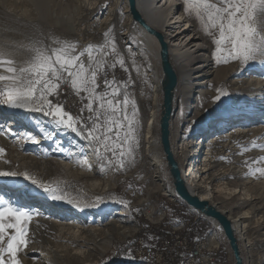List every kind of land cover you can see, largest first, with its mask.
Segmentation results:
<instances>
[{
  "label": "bare ground",
  "instance_id": "6f19581e",
  "mask_svg": "<svg viewBox=\"0 0 264 264\" xmlns=\"http://www.w3.org/2000/svg\"><path fill=\"white\" fill-rule=\"evenodd\" d=\"M30 1H33L43 17L44 0ZM77 4L80 6L79 14L85 26L84 34L74 38L78 50H83L89 44H102L104 42L103 34L111 28L121 54L128 56L126 50L132 48L145 68L149 69L148 76L151 77L153 84V98L152 106L148 112L149 120L145 125L146 134L141 141L142 158L149 162V168L153 171V181L157 183L160 191L159 195L167 196L173 200L178 199L173 186L166 185L161 180V174H164L167 181L170 182L158 138L161 101L160 98L158 101L157 99L158 95H161L162 73L157 39L133 20L128 0H80ZM105 4L107 8L102 7ZM184 6L183 0H135V9L141 21L161 35L167 49L168 61L176 75V87L173 92V116L169 130L172 154L178 164L182 179L188 190L199 201L208 202L230 220L243 264H245V254H252V231L256 232L264 228L260 226L255 229L245 210L243 212L242 209H239L237 214L232 215L231 210L226 209L220 202L222 200L215 201L213 199L214 194H221L222 189L217 186L212 188V185H217L218 181H227L229 178H227L226 171L219 170L220 172L217 173L216 167L219 159L213 161L216 155L212 149L216 144H222L224 147L227 142H230L232 148L229 154L237 164L233 167L235 173L233 177L247 183V187L252 186L250 185L252 180H260L262 183L260 186H264V178H253L248 174L249 166H258L253 164V161L264 157V151L257 148L240 155L243 148H251L253 141L264 144V78H262L264 72L259 66L250 65L241 68L238 62L217 64L212 55L214 45L211 42V37L203 33L194 14L189 16L183 11ZM22 16H24L23 13L12 16L0 5V41L5 37L11 39L17 30L22 26H27V22ZM134 24L139 25L143 34L133 28ZM130 37L137 39L133 40ZM0 86L3 87L2 84ZM217 89H224L229 95L214 103ZM5 110L8 111L5 113L0 111V125H3L8 118L12 119L10 120L12 123L9 124L12 129H22V133H30L35 136L41 133L43 136L53 137V140H44L39 135V143L34 144V146H39V149L27 156L21 154L13 156L14 162H19L21 167L30 162L36 167L46 168L47 171L60 169L77 178L94 179L97 172H89L86 168H80L74 162H69L68 159L69 155H89L90 162L95 164L94 157L87 149L84 153H79L81 145L84 144L83 141L71 133L66 134L55 128L47 118L40 114H36L35 117V120L41 121L40 129L32 131L30 124L24 118L27 112L7 108ZM174 123L178 125L176 129ZM41 130L43 132H40ZM16 140V145L20 149L24 144L31 147L29 146L30 142H25L21 138ZM54 141L62 142L65 149L70 152H57ZM0 143L9 147L5 135L0 136ZM44 153H48V155L45 156ZM245 161L248 162L247 165ZM188 162L190 164L187 166ZM259 166L264 167V165ZM11 167L8 163L0 160V170L7 171ZM89 187L91 190L97 188L92 191L96 196H104L109 190L107 184L99 180H92ZM229 191L234 192L233 189H229ZM32 192L35 193L28 189L26 181L12 180L6 188L0 189V196L18 204L34 205L42 213L50 214L49 217L53 216L54 219H50L52 223L42 215L35 217L32 224L35 228L44 229L48 237L49 235L53 237V233L56 234L65 243H53L54 250L46 248L42 252L26 251V254L30 253L34 256L38 254L37 260H26L36 261V264H97L94 260L100 259L106 254L112 239L120 237L128 231L123 229L129 220L125 217L126 213L122 209L112 211L108 204L103 203L99 207L79 211L62 202L54 204L45 198L36 197ZM255 199L260 200L259 197ZM261 201L264 200L261 199ZM66 208L68 209L65 210ZM186 211L194 218L203 219V216L192 208L186 207ZM254 211L258 213V208ZM152 212H155L153 206L146 204L145 213L151 220L157 221L163 216V213L157 212L156 217L152 219ZM105 214H107V219L101 220ZM93 215H99L96 218V224L90 223ZM57 217L69 218L65 219L63 223H58ZM213 225L220 230L216 222L213 221ZM259 236L264 238V231ZM255 239L256 237L253 240ZM205 241H208L206 246L213 245L218 249V239L213 232L207 235ZM255 256L260 259V262L252 260V264H264V251L260 256L258 254Z\"/></svg>",
  "mask_w": 264,
  "mask_h": 264
},
{
  "label": "snow or ice",
  "instance_id": "6c2138e0",
  "mask_svg": "<svg viewBox=\"0 0 264 264\" xmlns=\"http://www.w3.org/2000/svg\"><path fill=\"white\" fill-rule=\"evenodd\" d=\"M183 2V11L189 16L194 14L203 33L211 37L214 45L212 55L217 64L238 62L241 68L259 66L264 72V0ZM102 7L107 8V5ZM31 27L36 31L28 37L27 44L14 43L7 37L0 41V73H4L0 74V84L3 85L0 88V106L38 113L55 128L66 134H74L84 142L79 153L87 149L98 164L102 176L109 171L118 173L134 166L137 151L141 147V118L136 100L129 91L131 78H109V70H115L117 66L125 73L130 71L125 55L118 49L113 29L103 34L102 44H89L83 50H78V45L67 39H53L52 44L55 46H46L41 39L42 30L35 25ZM133 28L143 34L139 25L134 24ZM17 48L29 53V58L19 67L10 50ZM126 54L131 61V68L139 74L137 53L127 48ZM62 86H68L80 99L81 107L77 114L67 111L59 99ZM228 95L226 90L217 89L213 102H219ZM4 135V126L0 125V136ZM17 135L32 144H38L40 140L30 133ZM43 139L53 140V137L44 135ZM54 143L57 152H70L62 142ZM257 148L264 151V144L253 141L251 148H243L240 155ZM4 155L5 150L0 148V157ZM68 159L80 168L93 171L94 164L90 162L89 155H69ZM245 164L248 162L245 161ZM253 164L258 166H249L248 174L253 178H264V167L259 166L264 165V157L253 161ZM18 177L41 190L52 202H62L79 211L99 207L105 199L101 196L87 199L79 193L74 195L69 186L60 182L45 183L27 171L0 170V178ZM111 202L125 209L130 207L129 201L114 195L111 196ZM42 215L46 214L39 208L19 206L0 196V264H22L21 256L26 254V249L32 243L30 225L35 217ZM125 258L134 257L128 252Z\"/></svg>",
  "mask_w": 264,
  "mask_h": 264
},
{
  "label": "rangeland",
  "instance_id": "374dc122",
  "mask_svg": "<svg viewBox=\"0 0 264 264\" xmlns=\"http://www.w3.org/2000/svg\"><path fill=\"white\" fill-rule=\"evenodd\" d=\"M79 1L80 0H44V15L42 17L41 13L38 11L33 1L5 0V3L2 5L5 10H7L12 16L23 13L24 16L22 17H24L28 26H22L21 29L17 30L13 37H11L10 41L14 43H29L28 37L34 31H36V29L32 28L31 26L35 25L42 30L43 36L41 37V39L43 40V43L46 46H55L52 44L53 39H67L74 42L75 37H79L80 35L84 34L85 28L79 14L80 6L79 4H77V2ZM9 8L13 10L9 11ZM10 50L13 52L12 58L16 61L18 67L29 58V53H27L23 49L17 48ZM125 59L126 63L129 65L130 71L128 73H125L119 68V66H117L115 70H109V78L111 79L113 76H115V78L118 80H127L131 78L132 84L130 86L129 91L133 94V98L136 100L137 107L140 113L142 125V141V138H144L146 134L145 125L149 120V108L150 106H152L151 102L153 98V84L151 81V77L148 76V73H150L149 69L145 68L143 62L140 61L139 58H137L138 64L140 66L139 74H137V72L131 68V61L128 56H125ZM132 71L134 75L132 74ZM0 88L2 87L0 86ZM159 98L162 102L161 95H158L157 101L159 100ZM59 99L63 102L67 111L73 114L78 113L81 107V101L78 97L75 96L74 93H72L71 89L68 86H62V94ZM6 108V106H0V111L2 113H5V111H8L5 110ZM36 114L38 113H27L24 117L30 124V130L32 131H38L40 129L39 123L41 121L35 120ZM10 120L12 119L7 118L5 120V123L3 124L4 129L8 130L6 131L5 136L8 139L9 147L4 146L0 143V148H3L5 150V155L3 157H0V160L9 161L8 164L12 166L11 169L7 171H27L29 174L36 177L38 180H42L45 183L60 182L62 185L69 186V190L72 191L74 195L79 193L85 196L87 199L94 198L96 195H93L92 191L97 189L96 188L91 190L89 187V183L92 180H99L100 182L107 184L109 188L105 195L101 196L105 198L103 203L108 204L112 211L116 209H122L126 213L125 217L129 220V223L125 224L123 229L128 231L125 232L122 236L117 238L114 237L112 239L106 254L100 257V259L94 260V262H96L97 264H105V262H107V264H156L137 259V257L134 255L136 243L140 240L154 241L161 235L165 236L170 231L171 227L178 226L181 222L188 223L182 233L185 236H190L192 240L198 239L200 241H205L207 235L210 232H213L218 239L217 245L219 246L218 249L214 253H212L213 262L215 264H233L232 253L225 237L223 236L222 232L218 230L210 220L205 219L202 216L201 217L203 219H200L199 217L194 218L193 216L189 215L188 211H186V207L189 206H187L179 198L173 200L167 196L159 195L160 191L158 186L156 185L157 183L153 181V171L149 168V162L145 161L142 158L141 147L137 151L136 164L134 166H129L127 170L123 172L113 173L112 171H109L106 175L102 176L99 174V166L95 162V167L93 168V170L95 171L91 172L97 173H95L94 179L92 180H90L89 178H77L76 176L68 175L67 172L60 169H53L47 171L46 168H41V166H39L40 168L36 167L30 162L28 164H25V166L21 167L22 165L20 166L19 162H14L12 157L16 156L17 154L25 156L32 154L39 149V146H34V144L29 143V146H31L32 148L27 147L26 144H24L20 149L18 145H16V139H19L17 134H22V129H12V126H9V124L12 123ZM174 124V127L176 129L178 125L177 123ZM40 132L43 131L41 130ZM38 134L43 137L41 133ZM39 135H37V137ZM231 148L232 147L230 145V142H227L224 147L222 146V144H216L213 146L212 151L214 155H216L213 161L219 159L217 160V173L220 171H226L228 173L227 178H229L227 181H218L217 185H212V188L217 186L218 188L222 189L221 194H214L213 199L215 201L217 199H219V201L222 200L220 202H222L223 206L226 209L231 210L232 215L237 214L240 211L239 209H242L243 212L245 210V213L250 216V219L253 223L252 226L255 227V229H258L260 226L264 228V201H261V199L264 200V186H260L262 184L260 183V180H252L250 182V185L252 186L247 187V183L241 182L240 180H236L235 177H233V174H235L233 171V167L234 165L237 166V164H235V160L233 161V159H231L230 157L231 154L229 153H231ZM188 164H190V162L187 163V166ZM161 178L164 184H169L170 186L172 185L170 184L171 182L167 181L168 179L164 176V174H161ZM168 178L170 179L169 174ZM12 180L23 179L22 177L0 178V189L6 188L8 186V183ZM129 185H131V187H129ZM27 187L29 190L35 191V193L32 192V194H35L36 197H42L47 199L46 195L41 190L35 188L28 182ZM229 189H233L234 192L232 193V191H229ZM113 195L118 198H123L129 201L130 207L128 209H125L120 204L111 202V196ZM256 197H259L260 200H256ZM49 201L52 202L51 200ZM13 203L27 208L35 207L34 205H27V203ZM53 203L55 204L57 202ZM146 204L152 205L155 210L154 213H151L152 219L156 217L157 212L163 213L162 219L157 221L151 220L145 213ZM256 208H258V213H255L254 211ZM67 209L68 208H66L65 210ZM65 210L63 209V211ZM44 216H46L48 222H51L50 219H54L47 218L50 216V214H46ZM98 216L99 215H93V217H91L92 219L90 223L97 222L96 218ZM106 216L107 214L103 215L101 217V220L107 219ZM68 218L69 217H57L58 223H63V221ZM33 222L34 220L32 221V223ZM262 231H264V229L257 230L256 232L252 231V254H245V264H252V260H255L257 263L260 262V259L255 255L258 254L260 256L264 251V238L259 236ZM30 235L32 237V243H30L26 251L36 250L37 252H42V250L46 248L54 250L53 243H65L61 241V239L58 238L54 233L53 237H50L52 235H49L48 237L44 229L35 228L33 224L30 225ZM254 237H256L255 240H253ZM128 252L132 253V256L134 257L133 259L125 258ZM248 256L250 257V259ZM21 258L22 264H36V261H30L26 259L37 260L38 254H35V256L30 253L22 254ZM179 261H175V264H180ZM165 262H167V260H165Z\"/></svg>",
  "mask_w": 264,
  "mask_h": 264
},
{
  "label": "water",
  "instance_id": "95a60500",
  "mask_svg": "<svg viewBox=\"0 0 264 264\" xmlns=\"http://www.w3.org/2000/svg\"><path fill=\"white\" fill-rule=\"evenodd\" d=\"M128 5L133 20L138 22L146 32L153 35L159 43V60L162 73V102L160 106L161 114L158 123V138L174 192L176 193V196L187 206L198 212L204 218L210 220L212 223L214 221L218 224L232 253L233 264H243L230 220L208 202L199 201L197 197L188 190L185 181L182 179L178 164L172 154L169 130L171 118L173 116V92L176 87V75L168 61L167 49L161 35L154 32L141 21L135 9V0H128Z\"/></svg>",
  "mask_w": 264,
  "mask_h": 264
},
{
  "label": "built area",
  "instance_id": "2783aa9c",
  "mask_svg": "<svg viewBox=\"0 0 264 264\" xmlns=\"http://www.w3.org/2000/svg\"><path fill=\"white\" fill-rule=\"evenodd\" d=\"M187 224L181 222L171 227L167 235H161L154 241H138L134 255L137 259L156 264H175L179 260L180 264H215L212 253L217 248L206 246L208 241L192 240L190 236H185L182 231Z\"/></svg>",
  "mask_w": 264,
  "mask_h": 264
},
{
  "label": "clouds",
  "instance_id": "9594fccd",
  "mask_svg": "<svg viewBox=\"0 0 264 264\" xmlns=\"http://www.w3.org/2000/svg\"><path fill=\"white\" fill-rule=\"evenodd\" d=\"M5 3V0H0V5H3ZM9 11H12L11 8H9Z\"/></svg>",
  "mask_w": 264,
  "mask_h": 264
}]
</instances>
